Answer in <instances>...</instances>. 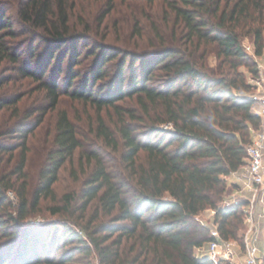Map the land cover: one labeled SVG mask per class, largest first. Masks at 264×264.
<instances>
[{"label": "trees", "instance_id": "1", "mask_svg": "<svg viewBox=\"0 0 264 264\" xmlns=\"http://www.w3.org/2000/svg\"><path fill=\"white\" fill-rule=\"evenodd\" d=\"M167 1L183 42H173L175 35L169 42L154 26L157 40L151 49H110L103 41H91L93 47L88 49L85 44L88 55L95 56L92 84L108 75L109 61L122 55L106 92L94 96L86 81L64 92L95 106V148L82 150L75 123L61 110L37 176L31 179L27 139L58 105L62 92L53 77L61 72L68 49L70 69L79 62L77 45L90 41L89 24L84 23L80 31L73 29L70 0H16V23L30 35L15 42L22 44L24 52L5 41L7 36L17 38L20 31L8 20L11 0H0V66L8 61L20 77L43 79L45 66L35 73L16 63L24 53L31 60L36 56L41 46L35 45V39L45 44L41 65H49L57 54L55 74L37 86L47 102L27 110L8 130L20 139L17 144L0 143V212L7 214L0 219V235L6 238L0 264H226L195 251L210 240V226L198 219L205 210L213 211L211 226L224 239L242 240L239 231L247 202L226 204L224 200L229 193L227 176L247 162L246 145L259 126L253 93H248L252 86L241 66L252 73L256 69L241 38L249 35L255 54H261L264 0ZM114 4L115 0H107L98 23ZM140 29L135 21L134 34L141 35ZM210 56L214 65L209 63ZM5 82L0 77V88ZM23 95L0 96V117L8 107L12 116L19 115ZM164 123L172 129L161 127ZM76 152L80 163L85 157L91 165L78 199L72 193L63 194L50 209L63 217L62 222L32 232L22 222L37 214L45 199L55 201L53 185ZM78 202L76 218L72 208ZM88 211L90 216L83 222ZM44 233L47 236L39 239ZM59 239L65 241L62 246H71L51 255Z\"/></svg>", "mask_w": 264, "mask_h": 264}, {"label": "rangeland", "instance_id": "2", "mask_svg": "<svg viewBox=\"0 0 264 264\" xmlns=\"http://www.w3.org/2000/svg\"><path fill=\"white\" fill-rule=\"evenodd\" d=\"M72 3V7L69 9L70 15V23L73 29H78L79 31L83 29L84 23L89 24V38L90 41L88 43L86 41H82L77 45V51H80L78 56L79 62L74 65L72 69H70V54L69 49L67 56L61 63V72L59 74H55L57 67V59H55L57 54H54V58L49 65L45 62L43 64V57L45 53L44 43L42 41H38L35 39V45L41 46V48L36 51V56L31 60L28 57L27 53H24L23 59L16 63L19 67L28 68L35 73H38L39 68L45 66L46 72L43 76V79H27L19 76V73L15 70V65L4 61L0 66V77L7 79V82L3 83L0 88V96L2 97H12L17 96L19 94H24L23 98L19 103V115H11L12 107H8L5 114L0 117V143L3 144H17L20 139L16 138L13 132H8L9 129H12L16 125V121L21 119V117L26 113L27 110H34L39 105L45 104L46 96L45 92L39 91L37 86L39 82L42 80H51L53 77L52 74H55L53 78L58 82V88L62 92L60 96V101L55 109L50 110L46 113L42 123L35 129L34 133L30 135L27 139V145L29 147L28 151V161H27V174L29 178H34L37 176V172L40 166V163L45 155L47 148L50 146L51 138L55 132V125L58 116V112L64 110L67 112L71 120L75 123V126L78 130V135L81 140L82 150H92L95 148L94 142L95 134L94 128L96 127V117L97 112L95 106L91 104H85L82 101L71 99L68 95V92L74 87H81L87 82V87H92L93 95H100L106 92L110 86V82H112L113 77H115V72L117 68V64L119 59L121 58V54H118L117 57L107 63L108 75L103 79H99L92 84L91 82V72L94 65L95 56H89L87 52L88 49L92 48V42L103 41L108 45V48H121L128 49L132 52L141 50V49H151V44L155 40H157V36L155 34L154 26L157 27V30L161 35H163L166 40L172 42V36H176L177 40L173 42L181 43L183 42V38L181 37V32L179 29V23L175 21V17L173 12L168 7L167 0H155L152 3H148L144 0H132L125 1L121 3L119 0H115L114 8L103 18V20L98 23L99 15L105 10L107 6V0H70ZM12 6L10 7L9 13V22H15L14 28L19 30V23H16V0H11ZM135 21L138 23V27L141 31V35L137 36L138 32L134 34L133 28ZM24 31V30H23ZM23 31L17 35V38L6 37L5 41L8 46L20 47L19 49H23L22 44L17 45L20 41L22 42L25 39L24 36L29 34H24ZM30 36V35H29ZM18 41L16 44L15 42ZM242 45L250 57V62L253 68L256 69L255 72L248 71L246 66H241V70L246 73L247 82L251 84V88L248 93H257L261 91V84L264 80V47L261 54H255L254 44L249 35H243L241 38ZM28 42L23 44L27 45ZM85 44H87L85 46ZM92 46V47H91ZM27 47V46H26ZM28 48V47H27ZM24 50V49H23ZM114 50V49H112ZM109 50V51H112ZM25 52V50H24ZM99 52V51H98ZM56 53V52H55ZM129 60V59H127ZM42 61V62H41ZM210 65L215 64V60L213 56L209 57ZM47 65V66H46ZM128 68L125 66L124 71L127 74ZM72 72H75L72 74ZM76 77L71 80V84L68 85V81L71 79L72 75ZM106 112V111H105ZM105 112H102L104 115ZM106 115L108 113L106 112ZM107 118V117H106ZM32 121L31 119H29ZM107 120H109L107 118ZM114 120V117H113ZM109 124H112L111 120H109ZM161 127L166 129H172V125L170 123H164ZM15 157V156H14ZM4 160H8L7 157H4ZM8 162V161H7ZM5 164V162H3ZM7 168V167H6ZM91 171V165L88 164L85 157L82 158V162L80 163L78 152H76L71 161H68L62 167L58 180L54 183L53 189L55 192L56 199L55 201L50 199H45L42 202V207H40V211L37 214L32 215L28 219H26L22 224L24 226H30L32 232L36 230H40L45 228L47 224L58 223L60 224L62 221V216L55 215L51 213V207L59 204V200L61 196L65 193H72L78 199V194L81 190V186L83 185L84 179L88 176ZM229 183V193H227L225 199L227 201L233 202L241 199H245L248 196V192L241 190L240 187L235 183L233 179H228ZM234 185L235 187L231 186ZM11 199L15 200L14 194L9 192ZM79 205L76 204L73 206L72 210H74V217H77L79 213V209H77ZM14 207V206H13ZM11 208L13 215H15V208ZM4 212H0V219L7 218ZM244 215V214H243ZM83 222H86L90 216V211L84 214ZM213 211L205 210L199 214L198 219L201 222H204L208 226L212 225ZM258 240L257 245L260 249H262L263 239H264V217L258 219ZM9 224V223H8ZM50 226V225H49ZM247 225L243 221V228L240 232L242 237L246 232ZM12 230L11 228L9 229ZM52 231H50L51 233ZM47 234H40L39 239L42 237L45 238ZM32 237V236H30ZM243 240V239H242ZM238 240L241 244L243 241ZM5 242L6 238L1 237L0 235V254L5 255ZM62 239H59L55 244L54 250L51 252V255H58L65 248H69L71 246L68 243L65 247L62 246ZM4 245V246H3ZM41 251H43L41 249ZM8 264V263H7Z\"/></svg>", "mask_w": 264, "mask_h": 264}, {"label": "built area", "instance_id": "3", "mask_svg": "<svg viewBox=\"0 0 264 264\" xmlns=\"http://www.w3.org/2000/svg\"><path fill=\"white\" fill-rule=\"evenodd\" d=\"M264 70V67H263ZM254 111L259 116L258 128L252 130L251 140L246 145L247 162L227 179H233L241 190L248 192L243 207L246 232L240 244L224 239L215 226H210V240L195 249L199 254L224 261L226 264H262V251L257 245L258 219L264 217V80L261 91L252 94ZM237 201H227L231 204Z\"/></svg>", "mask_w": 264, "mask_h": 264}, {"label": "crops", "instance_id": "4", "mask_svg": "<svg viewBox=\"0 0 264 264\" xmlns=\"http://www.w3.org/2000/svg\"><path fill=\"white\" fill-rule=\"evenodd\" d=\"M264 235V234H263ZM264 237V236H263ZM264 248V239H263V245H262V249ZM262 249H261V251H262Z\"/></svg>", "mask_w": 264, "mask_h": 264}]
</instances>
